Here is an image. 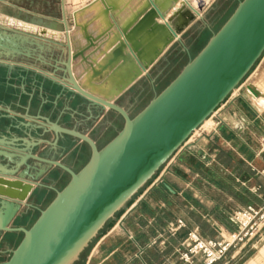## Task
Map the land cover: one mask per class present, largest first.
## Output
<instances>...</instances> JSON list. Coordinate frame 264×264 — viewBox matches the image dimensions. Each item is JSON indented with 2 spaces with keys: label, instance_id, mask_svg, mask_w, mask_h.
<instances>
[{
  "label": "crops",
  "instance_id": "1",
  "mask_svg": "<svg viewBox=\"0 0 264 264\" xmlns=\"http://www.w3.org/2000/svg\"><path fill=\"white\" fill-rule=\"evenodd\" d=\"M207 1L202 16L181 34L182 42L176 40L169 45L147 72L115 98L132 116L180 73L165 87L156 88L161 64L179 49L186 51L188 37L196 24L205 21L217 0ZM147 3L148 0H0V149L19 154L20 148H34L36 154L58 157L79 171L91 156L90 147L69 136H61L57 145L51 144L56 136L38 129L43 125L39 115L87 133L100 147L106 145L117 132L104 145H100L94 132L110 110L88 107L78 96L62 93L60 87L53 89L49 79L61 81L68 36L73 53H77L88 47L86 35H104L97 47L85 53L98 67L118 47L116 33L122 34L127 26L131 31L134 19L140 21L145 15ZM157 22L164 23L161 19ZM138 40L145 54L151 55L163 34L144 32ZM138 65L136 61V69ZM73 72L79 83L88 85L92 74L89 62L76 59ZM133 72L135 69L126 74ZM124 79L122 74L119 80ZM148 81L153 95L132 114L121 100L131 99V92L141 93V85ZM105 82L104 78L95 80L96 85ZM248 83L259 86L247 81L229 95L159 170L120 221L93 240L89 250L85 249L82 264H187L180 259L179 249L190 230L197 228L208 239L228 238L238 231L232 218L234 211L264 203V108L247 94ZM114 86L115 82L109 89ZM85 148L89 150L86 157L82 153ZM76 151L81 161H69ZM4 164L0 158V165ZM16 206V201L0 197V224L11 215L8 226L31 227L39 209ZM177 219H184L186 227L175 237L166 236V227ZM22 238L20 232H0V263L9 259ZM263 242L264 237L248 240L232 248L217 264H248L264 247Z\"/></svg>",
  "mask_w": 264,
  "mask_h": 264
},
{
  "label": "water",
  "instance_id": "2",
  "mask_svg": "<svg viewBox=\"0 0 264 264\" xmlns=\"http://www.w3.org/2000/svg\"><path fill=\"white\" fill-rule=\"evenodd\" d=\"M207 4V0L168 3L148 0L145 15L140 21L134 19L131 31L129 26L122 29L123 36L116 33L118 47L98 67L85 53L97 47V41L104 35L98 38L86 35L89 45L77 53H73L68 36L61 81L49 79L53 89L60 87L62 93L78 96L88 107L114 111L123 118L124 124L100 147L87 133L39 115L43 125L38 129L56 136L51 144L57 145L61 136H69L90 147L91 156L79 171L58 157L36 154L34 148H20L19 154L0 149V158L5 161L0 165V197L16 201L17 209L24 204L38 208L31 202L38 187L54 189L39 182L51 168H59L70 176L63 189H54L56 196L50 204L44 209L38 208L40 215L31 227L8 226L11 215L0 224V232L23 233L9 259L0 264H75L106 223L158 173L251 72L264 54V0H239L233 13L213 32L199 53L138 114L132 116L114 101L148 71L169 45L176 40L182 42L181 34L202 16ZM170 10L174 11L167 18ZM158 19L164 23H158ZM144 32L163 34V40L151 55L145 54L138 40ZM78 58L89 62L92 68L88 85L79 83L74 75L73 62ZM133 69L135 72L126 74ZM122 74L125 79L119 80ZM101 78L106 82L96 85L95 80ZM114 82L115 86L109 89ZM246 92L253 99L264 97L254 83L246 85ZM31 162L41 169L31 172Z\"/></svg>",
  "mask_w": 264,
  "mask_h": 264
},
{
  "label": "rangeland",
  "instance_id": "3",
  "mask_svg": "<svg viewBox=\"0 0 264 264\" xmlns=\"http://www.w3.org/2000/svg\"><path fill=\"white\" fill-rule=\"evenodd\" d=\"M238 3L239 0H217L211 6V8H209L205 16V21L196 24L194 33L191 34L190 37H188L189 47L186 45V51H183L182 48L179 49V53L171 56L168 62L161 64V73L159 74L158 80L155 83L156 88L161 89L165 87L167 83H169L171 78H173L175 74H178L183 69V67L190 61L191 57H194L199 53V51L208 42L213 32L219 30L224 24V22L233 13ZM256 64L257 65L255 66V68L251 70V72L244 78V80L240 83L237 88L244 85L247 81H252L259 84V88L261 86L260 89L264 90V54ZM140 90L141 93H139L140 91H138V93L131 92V99L124 101L121 100V102H123L130 108L132 114H136L139 110V107L143 104H146V98H150L153 95L152 85L150 84V81L142 84ZM235 90L232 93H235ZM108 124L112 125L109 127ZM123 124L124 121L122 120V118H120L113 111L110 110V112H108V114L106 115L105 119L100 123L97 130L94 132L99 138L100 145H104V143H106L107 140H109L115 134V132L121 130ZM82 151L83 155L85 154V157L89 153L88 148H85ZM79 154L76 151L74 154L71 155V157L68 158L69 161H77L76 163L80 162L81 158H78ZM85 157H83V162L86 161ZM30 164L32 165V167H35H31V172L34 171L36 173L39 171V169H41L39 168V166H37V164H35V166L34 163ZM164 165L161 167V169L164 167ZM76 166L80 167L81 164H77ZM156 175H154L153 178L143 188H141L120 211L116 213L115 217L110 219L109 221L116 219V222H119L120 218L123 216L124 212L128 208L130 202H133L139 196L140 192L145 189L148 184L156 178ZM69 180L70 177L64 174L61 170H59L58 168H51L45 175H43L39 179V182L47 186H52L56 190H61L66 186ZM54 189H50L48 187H38L31 198V202L40 209L46 208L56 196V191ZM109 221L106 223L104 228L99 232L98 236L95 239L100 237L101 232L106 231L108 229L107 227ZM92 243L93 242L90 243L86 251L90 249ZM262 244H264V242ZM86 251L84 252V254L86 253Z\"/></svg>",
  "mask_w": 264,
  "mask_h": 264
},
{
  "label": "built area",
  "instance_id": "4",
  "mask_svg": "<svg viewBox=\"0 0 264 264\" xmlns=\"http://www.w3.org/2000/svg\"><path fill=\"white\" fill-rule=\"evenodd\" d=\"M232 218L238 225V231L228 238L208 239L204 238L197 228L190 230L181 243L180 259L187 264H214L224 260L232 248L248 240L264 237V203L236 210ZM185 227V220L177 219L169 223L164 232L175 235Z\"/></svg>",
  "mask_w": 264,
  "mask_h": 264
},
{
  "label": "bare ground",
  "instance_id": "5",
  "mask_svg": "<svg viewBox=\"0 0 264 264\" xmlns=\"http://www.w3.org/2000/svg\"><path fill=\"white\" fill-rule=\"evenodd\" d=\"M257 87L259 88V86H257ZM262 92L264 93V90H262ZM254 100L256 101V103L259 104L260 107H262V108L264 107V97H260V98L254 99ZM263 260H264V248H262L261 251H259V254L257 255V257L250 260V262H248V264H262Z\"/></svg>",
  "mask_w": 264,
  "mask_h": 264
},
{
  "label": "trees",
  "instance_id": "6",
  "mask_svg": "<svg viewBox=\"0 0 264 264\" xmlns=\"http://www.w3.org/2000/svg\"><path fill=\"white\" fill-rule=\"evenodd\" d=\"M131 203H132V202H130L129 205H131ZM115 222H116V219H115V220H111V221H109V224H108V227H107V228L111 227ZM180 231H181V230H179L175 235H172V234H166V236H168V237H175ZM103 232H104V231H103ZM103 232H101V234H102ZM186 236H187V235H186ZM186 236H185V237H186ZM185 237H184V239H185ZM184 239H183V240H184ZM83 256H84V253H83L82 256H81V259H80L79 261H77L75 264H82V258H83ZM221 261H223V260H221ZM221 261H218V262H216V263H214V264H217V263H219V262H221Z\"/></svg>",
  "mask_w": 264,
  "mask_h": 264
},
{
  "label": "flooded vegetation",
  "instance_id": "7",
  "mask_svg": "<svg viewBox=\"0 0 264 264\" xmlns=\"http://www.w3.org/2000/svg\"><path fill=\"white\" fill-rule=\"evenodd\" d=\"M87 145V144H86ZM59 169V168H58ZM59 170H61V169H59ZM62 171V170H61ZM64 174H66V175H68L69 176V174H67L66 172H64V171H62ZM70 177V176H69Z\"/></svg>",
  "mask_w": 264,
  "mask_h": 264
}]
</instances>
